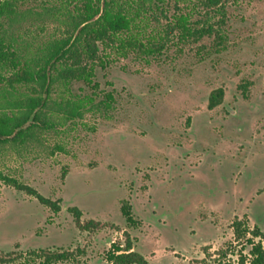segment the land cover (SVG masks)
Returning <instances> with one entry per match:
<instances>
[{
    "label": "rangeland",
    "instance_id": "374dc122",
    "mask_svg": "<svg viewBox=\"0 0 264 264\" xmlns=\"http://www.w3.org/2000/svg\"><path fill=\"white\" fill-rule=\"evenodd\" d=\"M54 1L24 0L23 7ZM223 1L219 53L218 38L206 36L157 59L131 56L98 67L96 81L116 99L107 116L74 123L56 116V127L37 130L27 145L0 147L1 172L62 207L55 215L0 183V255L81 247L85 255L60 264H110L107 253L125 244L126 230L150 264H215L216 251L233 242L235 216L264 231V0ZM24 27L35 29V21ZM52 33L49 24L42 40ZM80 88L89 93L82 83L72 86ZM219 88L224 100L209 110ZM124 204L137 227H128ZM69 207L84 221L120 230L80 231Z\"/></svg>",
    "mask_w": 264,
    "mask_h": 264
},
{
    "label": "trees",
    "instance_id": "16d2710c",
    "mask_svg": "<svg viewBox=\"0 0 264 264\" xmlns=\"http://www.w3.org/2000/svg\"><path fill=\"white\" fill-rule=\"evenodd\" d=\"M24 0H0V147L18 148L35 139V132L55 128L52 119L64 123L83 120L87 115L107 116L115 108L113 91L101 89L97 68L106 69L120 58L157 59L177 46L197 43L215 36L217 53L223 48V0H55L38 9L23 7ZM215 16H221L212 23ZM35 21L36 28L24 27ZM54 33L42 40L48 25ZM31 26V25H30ZM206 49L203 46L200 52ZM74 83H82L79 93ZM243 94L246 96L245 86ZM225 92L214 90L208 109L222 104ZM63 124V123H59ZM56 151H61L57 147ZM66 176V170L63 171ZM0 183L35 197L55 215L62 209L59 200L47 198L33 186L0 171ZM1 195V193H0ZM77 228L98 232L114 224L94 219L83 220V212L69 207ZM128 227H137L130 205L122 206ZM233 242L216 251L215 264H264V231L251 227L246 216H236L230 224ZM125 244H112L107 253L110 264H150L134 250L133 239L123 230ZM16 248H19L17 245ZM208 258L214 256L208 253ZM85 255L76 249L12 251L0 255L1 264H60L75 262ZM233 256L236 259H231Z\"/></svg>",
    "mask_w": 264,
    "mask_h": 264
},
{
    "label": "flooded vegetation",
    "instance_id": "af4514ba",
    "mask_svg": "<svg viewBox=\"0 0 264 264\" xmlns=\"http://www.w3.org/2000/svg\"><path fill=\"white\" fill-rule=\"evenodd\" d=\"M214 109H215V108H214ZM209 110H210V109H209ZM235 217H236V216H235ZM235 217H234V218H235Z\"/></svg>",
    "mask_w": 264,
    "mask_h": 264
}]
</instances>
